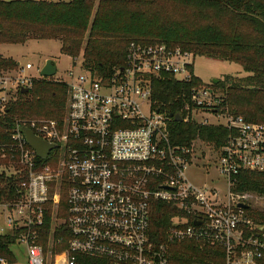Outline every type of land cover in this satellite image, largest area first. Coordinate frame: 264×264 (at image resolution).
<instances>
[{"label": "built area", "instance_id": "built-area-1", "mask_svg": "<svg viewBox=\"0 0 264 264\" xmlns=\"http://www.w3.org/2000/svg\"><path fill=\"white\" fill-rule=\"evenodd\" d=\"M192 64V54L179 48L131 41L125 65L107 78L69 71L63 120H24L12 131V144H0V174L15 178L16 190L14 198L0 201V236L16 235V244L26 248V264H82L83 258L170 264L168 245L156 244L150 234L152 205L159 201L181 213L172 219L170 241L218 247L225 264H264V220L252 196L232 192L241 171L264 173V122L235 117L222 124L230 134L214 150L228 186L224 200L220 190L187 176L194 149L173 145L172 118L153 108V80L169 76L190 82ZM34 69L27 62L0 71V115L22 88L31 89L37 80L29 75ZM190 97L192 109L213 116L219 112L220 98L212 89L194 88ZM192 109L186 106L187 113ZM184 121L213 125L193 115ZM25 130L57 148L41 159ZM64 192L68 213L58 218L54 208ZM49 214L47 238L43 230ZM63 226L66 233L56 237ZM63 244L66 249L54 254ZM0 264L11 263L0 257Z\"/></svg>", "mask_w": 264, "mask_h": 264}, {"label": "trees", "instance_id": "trees-1", "mask_svg": "<svg viewBox=\"0 0 264 264\" xmlns=\"http://www.w3.org/2000/svg\"><path fill=\"white\" fill-rule=\"evenodd\" d=\"M167 1L191 8L205 24H191L169 16L162 8ZM33 40L60 41L63 53L72 57L74 63L82 54V69L99 78H107L125 65L131 41L163 43L194 57L238 64L247 77H226L218 83L213 81L212 86L226 92L228 102L235 106L236 117L252 123L264 122V105L257 101L264 94V0H0V45H24ZM17 67V61L0 57V71ZM201 86L205 84L196 76L190 82H179L169 76L156 78L151 94L153 108L168 116L185 118L186 106L194 108L191 92ZM67 102L65 82L51 78L34 81L29 92L18 93L17 99L0 115V144H12L11 133L24 120L38 117L63 120ZM220 103L226 106L222 98ZM169 130L173 145L193 148V143L200 141L217 151L230 134L225 126L174 119L169 122ZM14 179L0 174V201L16 196ZM232 192L264 195V173L241 171ZM60 203L61 216L67 217L66 192ZM179 214L172 204L159 201L152 205L151 238L158 245H168L170 264H225L224 253L218 247L169 240L172 219ZM258 217L264 220V212ZM51 228L49 214L44 236L50 234ZM59 232L66 233L64 226L60 231L56 229V237ZM15 245V234L0 236V257L11 264L15 262L12 251ZM66 247L59 245L56 250L61 253ZM82 264L105 263L83 258Z\"/></svg>", "mask_w": 264, "mask_h": 264}, {"label": "rangeland", "instance_id": "rangeland-1", "mask_svg": "<svg viewBox=\"0 0 264 264\" xmlns=\"http://www.w3.org/2000/svg\"><path fill=\"white\" fill-rule=\"evenodd\" d=\"M46 1L68 2L70 0H46ZM162 8L171 17L182 19L183 21H187L191 24L193 23L202 24V25L205 24L203 20L198 19L196 14L195 15L193 14L194 12H192L191 8L188 7L185 8L183 7V5L173 4L172 1L171 2L167 1L162 3ZM94 14L95 11L93 15ZM61 48H62L61 42L57 40H33L27 42L24 45H6V44L0 45V55L3 56V58L12 59L23 65L26 64L27 62L33 63L35 69L33 71H30L29 75H31V77L37 80L49 79L43 77L42 75L41 77L40 74L38 73V69L43 68L48 60H53L57 64L58 72L56 76L52 77L51 79L57 82H69L70 78L68 74L70 70L73 69L77 73H80L82 70V65H81L82 54L74 63V59L69 55L63 53ZM192 61L193 64L191 65L192 67L190 70L192 76L198 77L205 84V87L212 89L215 93L216 99L220 98L221 100L222 98V101L224 99L226 106H223V103L222 104L219 103V112H217V114L215 113L214 116L208 114L207 112L203 113L198 108H195L192 109V111H190L189 113H187L185 115V118L193 115V117L197 118L198 121L206 122L207 120L209 123H212L213 125L224 126L222 124H226V122L229 119L236 117V113L234 112L235 106L231 102H228L226 92H223V90L221 89H215L212 86V82L213 80H218V81L224 80L226 77H231L234 79L245 78L247 77V74L244 73L243 68L240 65L235 63H230L221 60H214L205 57H194L193 54H192ZM15 75H17V73ZM257 101H259L262 105H264V94L260 95ZM247 108L251 109L252 107L248 106ZM145 110H147V107H145ZM185 118L183 119L185 120ZM31 119L49 120L48 118H42V117L31 118ZM193 149H194L193 167L188 171L187 176L197 185L208 186L220 190L224 200H226L228 186L225 183L226 181H224V178L220 175L218 171V163H217L218 152H216L211 145H207L200 141H196L193 143ZM247 194L252 196L250 200L255 210L259 211L260 213L264 212V195L254 194L250 192H247ZM54 209L57 214V217L62 218L60 212L61 203L59 204V206H57ZM46 237L48 238V236ZM12 251L15 256L14 264L27 263L26 248L24 246L17 245L13 248ZM53 252L54 254H60L59 252H57L56 247L53 249Z\"/></svg>", "mask_w": 264, "mask_h": 264}, {"label": "water", "instance_id": "water-1", "mask_svg": "<svg viewBox=\"0 0 264 264\" xmlns=\"http://www.w3.org/2000/svg\"><path fill=\"white\" fill-rule=\"evenodd\" d=\"M57 74V64L53 60H48L45 66L42 68L41 75L45 78L55 77ZM218 83V80H213ZM29 92L28 88H22L21 93L27 94ZM170 118L174 119L176 122H181L183 118L180 115L170 114ZM25 137L29 145L36 151L37 155L41 159H46L51 151L57 148L56 145L49 144L42 139L35 136V134L30 130H25Z\"/></svg>", "mask_w": 264, "mask_h": 264}, {"label": "crops", "instance_id": "crops-1", "mask_svg": "<svg viewBox=\"0 0 264 264\" xmlns=\"http://www.w3.org/2000/svg\"><path fill=\"white\" fill-rule=\"evenodd\" d=\"M11 1H14V0H11ZM62 2H63V1H62ZM0 57L3 58V56H1V55H0ZM19 65H21V63H18V66H19ZM14 70H16V69H11V70H6V71H14ZM82 70H83V69H82ZM82 70H81V71H82ZM57 72H58V69H57ZM65 83H66V82H65ZM20 93H21V92H20ZM199 186H200V185H199ZM17 245H18V244H16L15 246H17ZM15 246H14V247H15ZM14 247H13V248H14ZM26 255H27V254H26ZM16 256H17V255H16ZM14 263H15V262H14ZM14 263H12V264H14Z\"/></svg>", "mask_w": 264, "mask_h": 264}]
</instances>
